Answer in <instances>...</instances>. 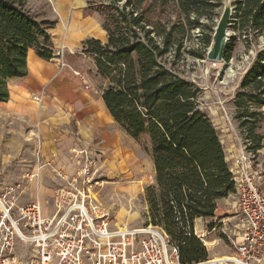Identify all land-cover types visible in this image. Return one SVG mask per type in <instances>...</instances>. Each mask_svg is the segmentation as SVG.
<instances>
[{"label": "trees", "instance_id": "obj_1", "mask_svg": "<svg viewBox=\"0 0 264 264\" xmlns=\"http://www.w3.org/2000/svg\"><path fill=\"white\" fill-rule=\"evenodd\" d=\"M91 5L88 9L104 19L106 40L86 39L81 51L105 80L101 97L114 122L135 141L145 136L150 146L154 185L145 191L148 221L178 246L183 263L203 260L206 248L183 228L192 231L196 217H213L217 200L233 193L235 184L217 129L200 107V89L182 78L170 59L181 57L188 31L201 27L200 18L211 19L222 0H100ZM232 5V28L246 39L264 38V0H232ZM53 25L38 20L26 0H0V102L8 98V81L26 74L29 49L52 57L48 30ZM232 48L228 43L225 59ZM233 106L246 146L256 152L264 138L256 132L264 119V47L242 75Z\"/></svg>", "mask_w": 264, "mask_h": 264}, {"label": "built area", "instance_id": "obj_2", "mask_svg": "<svg viewBox=\"0 0 264 264\" xmlns=\"http://www.w3.org/2000/svg\"><path fill=\"white\" fill-rule=\"evenodd\" d=\"M54 55L63 65V51ZM242 140L244 146L234 161L237 166H229L238 220V228L224 232L233 247L229 255L183 263L178 246L162 228L113 223L91 197L102 152L79 149L72 151L77 155L74 174H58L64 183L54 190L50 213L45 212L41 199L19 203L22 191L13 194L18 185L16 190L7 186L1 191L0 264H264V173L257 169L255 152L247 148L243 135ZM35 154L39 161V146ZM179 218L176 214L175 221ZM207 225L205 218L196 217L192 231L189 227L183 231L203 241Z\"/></svg>", "mask_w": 264, "mask_h": 264}, {"label": "rangeland", "instance_id": "obj_3", "mask_svg": "<svg viewBox=\"0 0 264 264\" xmlns=\"http://www.w3.org/2000/svg\"><path fill=\"white\" fill-rule=\"evenodd\" d=\"M27 2L38 6V10L45 13L51 4V0H26ZM86 2L94 6L93 4L99 3L100 0ZM222 7L223 5L217 8L211 19L200 18L201 27L188 31L183 41L181 57L170 59L179 75L200 89V107L214 124L217 123L215 127L220 135V120L226 124V127L222 126L221 129L226 128L229 132L236 130L233 122L236 89L242 75L253 63L257 51L264 47L263 36L259 35L256 39L250 36L246 39L244 32L232 28L233 6L232 21L228 28V41L233 46L230 57L217 63L207 61L205 53ZM166 13L174 18L171 7H167ZM76 43L79 53L75 55L80 57L78 69L82 70L81 73L91 75L88 68L93 59L81 51V42ZM65 45L66 47L59 48L63 51L62 57L68 50L67 44ZM25 128L21 120L0 109V193L4 187L12 186L15 189L14 186L18 185L13 194L22 191L19 203L41 199L44 196L46 207L51 209L52 190L61 182L51 178V172L40 168L41 158L37 161L35 154L37 146H33L34 139L26 133ZM256 132L264 136V119L258 124ZM129 141L133 146H128L129 157L121 166H117L115 160L108 157V151L102 152L101 169L96 178L97 183L91 189V197L108 212L113 223L119 226L125 224L126 227H140L150 223L147 218L145 191L148 186L154 185V172L146 137ZM256 159L257 152L255 162ZM234 201V192L219 198L214 216L205 218L208 224L207 234L201 243L206 248L207 258L229 255L233 251L232 244L224 232L229 233L238 228Z\"/></svg>", "mask_w": 264, "mask_h": 264}, {"label": "crops", "instance_id": "obj_4", "mask_svg": "<svg viewBox=\"0 0 264 264\" xmlns=\"http://www.w3.org/2000/svg\"><path fill=\"white\" fill-rule=\"evenodd\" d=\"M87 6L86 0H51L45 13L40 12L38 6L26 3L38 20L46 19L54 23L48 30L53 52L66 47L65 44L68 50L62 57L64 64L61 65L55 55L46 59L29 49L26 74L8 81V98L0 102V109L21 120L26 126V133L34 139L33 146H39L40 168L51 172L50 177L61 184L64 180L58 176L59 172L68 176L75 172L77 155L73 150L86 149L91 153L108 151V157L121 166L129 157L128 146H133L129 141L133 139L114 122L105 108L101 97L105 80L97 75L94 62L88 68L91 75L78 69L80 57L75 55L79 53L76 41L83 46V42L89 38L101 42L106 40L102 28L103 17ZM75 71L80 75H76ZM262 111L264 115V106ZM233 122L236 130L229 132L226 128L221 129L226 124L220 120L222 134L217 133L228 165L236 167L234 161L244 144L237 122L234 119ZM255 163L257 169L264 173V138L261 148L257 150ZM54 190L51 209L46 207L45 197H41L46 213L54 208Z\"/></svg>", "mask_w": 264, "mask_h": 264}, {"label": "water", "instance_id": "obj_5", "mask_svg": "<svg viewBox=\"0 0 264 264\" xmlns=\"http://www.w3.org/2000/svg\"><path fill=\"white\" fill-rule=\"evenodd\" d=\"M222 5V10L213 28L210 42L205 53V59L212 63L221 62L224 59V52L229 43L228 28L232 21V0H222Z\"/></svg>", "mask_w": 264, "mask_h": 264}, {"label": "bare ground", "instance_id": "obj_6", "mask_svg": "<svg viewBox=\"0 0 264 264\" xmlns=\"http://www.w3.org/2000/svg\"><path fill=\"white\" fill-rule=\"evenodd\" d=\"M90 26V25H89ZM122 226H125V224H123Z\"/></svg>", "mask_w": 264, "mask_h": 264}]
</instances>
